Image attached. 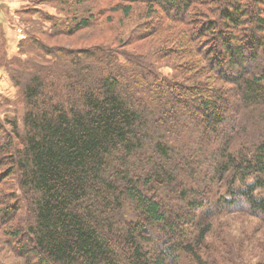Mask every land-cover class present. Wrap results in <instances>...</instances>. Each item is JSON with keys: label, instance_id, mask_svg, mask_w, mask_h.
I'll return each mask as SVG.
<instances>
[{"label": "trees", "instance_id": "1", "mask_svg": "<svg viewBox=\"0 0 264 264\" xmlns=\"http://www.w3.org/2000/svg\"><path fill=\"white\" fill-rule=\"evenodd\" d=\"M18 1L0 264H264V0Z\"/></svg>", "mask_w": 264, "mask_h": 264}, {"label": "rangeland", "instance_id": "2", "mask_svg": "<svg viewBox=\"0 0 264 264\" xmlns=\"http://www.w3.org/2000/svg\"><path fill=\"white\" fill-rule=\"evenodd\" d=\"M22 1V0H20ZM16 2H19L18 0H0V55L5 51V46H9V42L11 46L9 47L13 51H17L18 45H16V41L20 38H23L25 33V28L27 27L28 23L23 20L20 17L19 20V14L15 10V4ZM94 2H98L100 4H105L106 0H93ZM9 6V7H8ZM8 7L9 10H5V8ZM111 16L114 20L113 23L120 24L119 19H122L125 21L123 24L124 29L128 31L130 28H132L134 25H136L138 22L142 23L143 19L137 20V16L129 17V18H122V13L114 12V11H107L101 16L102 26L96 27V28H84L83 30L79 31L77 34L65 37L63 35H56L55 37H47L45 34L39 33L37 36L39 38H42L44 41H48L49 44H60L64 43L66 45L74 46V47H81L85 45H95L101 42H108L113 43V36L115 32L109 30V23L106 22V17ZM36 19L40 18V15L37 13L33 15ZM49 26L50 23H47ZM48 26H46L48 28ZM3 29L6 30L5 34L3 32ZM94 34V35H91ZM68 38V39H67ZM157 40L151 37H147L143 40H139L133 43H130L128 45H123L125 48L131 49V50H139V51H147L150 46H153L156 44ZM115 44V43H113ZM7 51L2 55L0 59L4 58V56H7ZM26 55V54H23ZM6 69V67H4ZM0 65V116H4L6 113L10 112L13 108L11 104L8 103L10 99L14 98L16 95V87L12 84V80L10 75H8L7 71ZM165 71H170L171 69L169 67H163ZM12 84V85H11ZM218 112V111H217ZM169 217L172 216V209H168ZM183 263V261L181 262Z\"/></svg>", "mask_w": 264, "mask_h": 264}, {"label": "crops", "instance_id": "3", "mask_svg": "<svg viewBox=\"0 0 264 264\" xmlns=\"http://www.w3.org/2000/svg\"><path fill=\"white\" fill-rule=\"evenodd\" d=\"M12 85V84H11Z\"/></svg>", "mask_w": 264, "mask_h": 264}]
</instances>
